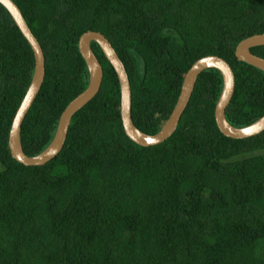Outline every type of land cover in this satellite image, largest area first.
I'll use <instances>...</instances> for the list:
<instances>
[{
  "label": "trees",
  "instance_id": "trees-1",
  "mask_svg": "<svg viewBox=\"0 0 264 264\" xmlns=\"http://www.w3.org/2000/svg\"><path fill=\"white\" fill-rule=\"evenodd\" d=\"M41 44L45 77L21 128L25 153L48 146L65 107L89 83L78 49L104 34L132 89V119L155 134L199 58L235 74L226 119L264 115V71L239 61L238 43L264 33V0H13ZM71 119L61 152L42 166L16 161L9 130L34 56L0 4V264H264V132L234 139L217 127L219 70L203 71L174 133L139 146L125 134L117 75ZM251 51L264 58V46Z\"/></svg>",
  "mask_w": 264,
  "mask_h": 264
},
{
  "label": "water",
  "instance_id": "water-1",
  "mask_svg": "<svg viewBox=\"0 0 264 264\" xmlns=\"http://www.w3.org/2000/svg\"><path fill=\"white\" fill-rule=\"evenodd\" d=\"M0 4L8 11L22 35L30 45L34 56V70L30 83L12 120L9 130L8 147L11 156L26 166H42L56 157L65 144L72 117L90 102L100 91L104 71L95 52L91 47L96 42L106 59L112 65L120 89V117L126 136L139 146H153L169 138L187 108L199 75L209 69L220 71L223 87L215 105L214 117L220 132L230 138L244 139L264 132V115L249 125L235 127L226 119L228 107L235 90V74L230 64L216 55H208L197 59L184 75L180 94L176 104L163 123L160 130L151 135L141 131L132 119V89L126 68L110 43L109 39L99 31L88 30L78 40V49L85 60L89 72V83L86 89L75 97L62 111L53 139L48 146L36 155H27L21 142L22 124L30 107L35 101L45 77V56L43 48L29 28L21 10L13 0H0ZM264 46V33L254 34L242 39L235 49V56L239 61L264 71V58L254 54L251 49Z\"/></svg>",
  "mask_w": 264,
  "mask_h": 264
}]
</instances>
